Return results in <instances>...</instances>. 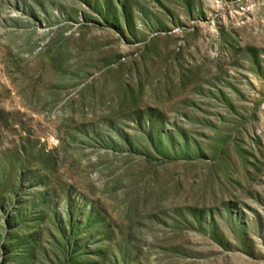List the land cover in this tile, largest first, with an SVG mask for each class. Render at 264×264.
<instances>
[{
	"label": "rangeland",
	"instance_id": "374dc122",
	"mask_svg": "<svg viewBox=\"0 0 264 264\" xmlns=\"http://www.w3.org/2000/svg\"><path fill=\"white\" fill-rule=\"evenodd\" d=\"M0 264H264V0H0Z\"/></svg>",
	"mask_w": 264,
	"mask_h": 264
}]
</instances>
